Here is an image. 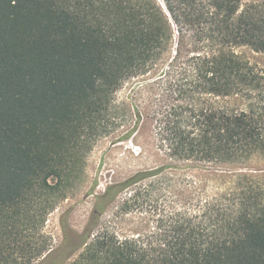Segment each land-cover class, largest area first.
<instances>
[{
    "label": "trees",
    "instance_id": "1",
    "mask_svg": "<svg viewBox=\"0 0 264 264\" xmlns=\"http://www.w3.org/2000/svg\"><path fill=\"white\" fill-rule=\"evenodd\" d=\"M240 47L264 53V0H0V264H264V173L237 172L264 160V68ZM149 75L163 86L160 149L207 174L182 175V209H156L150 229L93 237L160 170L109 185L78 255L65 236L43 259L49 215L125 118L115 94Z\"/></svg>",
    "mask_w": 264,
    "mask_h": 264
},
{
    "label": "rangeland",
    "instance_id": "2",
    "mask_svg": "<svg viewBox=\"0 0 264 264\" xmlns=\"http://www.w3.org/2000/svg\"><path fill=\"white\" fill-rule=\"evenodd\" d=\"M237 51L264 68V53L248 47H240ZM162 93V83L153 75L131 80L117 91L114 110L121 116L125 115V118L97 137L82 165L81 180L69 188L67 198L49 215L46 231L53 238L52 248L62 246L65 236L73 243L70 251L80 248L85 239L83 231L96 199L111 184L121 183L140 171L160 170L158 175L121 192L100 216V225L93 237L106 228L113 229L120 235L150 229L156 224V209L159 212L163 209H182V175L199 180L207 174L199 169H182V163L170 160L160 149V135L156 133L157 120L152 115L160 104L158 99ZM135 124V133L132 134L131 130L126 134H132L129 138H122V134ZM244 168L237 172L262 174L264 160L255 161ZM95 180L97 184L94 186ZM131 197L135 199L129 200ZM134 201H138L140 206H134ZM127 208L130 210L127 211ZM68 210L71 211L64 231L61 220ZM82 249L83 247L78 249L69 260L76 257Z\"/></svg>",
    "mask_w": 264,
    "mask_h": 264
},
{
    "label": "water",
    "instance_id": "3",
    "mask_svg": "<svg viewBox=\"0 0 264 264\" xmlns=\"http://www.w3.org/2000/svg\"><path fill=\"white\" fill-rule=\"evenodd\" d=\"M85 241H86V240L84 239V241H83L82 245L80 246V248H81V247H84V245L86 244ZM80 248L78 247V248L73 249V250L69 253V255L67 256L66 259H69V258H70L73 254H75V253L78 251V249H80ZM53 250H54V248H52V249H51L46 255H44L43 259H44L45 257H47V255L50 254Z\"/></svg>",
    "mask_w": 264,
    "mask_h": 264
}]
</instances>
